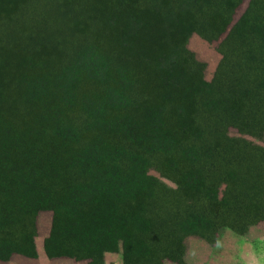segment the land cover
<instances>
[{
	"label": "trees",
	"instance_id": "obj_1",
	"mask_svg": "<svg viewBox=\"0 0 264 264\" xmlns=\"http://www.w3.org/2000/svg\"><path fill=\"white\" fill-rule=\"evenodd\" d=\"M0 0V254L185 263L264 220V0ZM220 40L212 81L188 41ZM235 129L236 133H231ZM150 171L176 184L164 197Z\"/></svg>",
	"mask_w": 264,
	"mask_h": 264
},
{
	"label": "crops",
	"instance_id": "obj_2",
	"mask_svg": "<svg viewBox=\"0 0 264 264\" xmlns=\"http://www.w3.org/2000/svg\"><path fill=\"white\" fill-rule=\"evenodd\" d=\"M36 250L37 256H27V264H91L90 258L47 251L44 241H36ZM103 264H124L122 252H106ZM162 264L179 263L167 260ZM184 264H264V220L251 225L245 234L226 227L215 244L189 237Z\"/></svg>",
	"mask_w": 264,
	"mask_h": 264
},
{
	"label": "rangeland",
	"instance_id": "obj_3",
	"mask_svg": "<svg viewBox=\"0 0 264 264\" xmlns=\"http://www.w3.org/2000/svg\"><path fill=\"white\" fill-rule=\"evenodd\" d=\"M248 2L249 0H245L241 5L238 6L234 16L235 20H237L244 12V10L248 5ZM219 43L220 40L209 41L197 33L193 34L188 41L189 48L195 53L198 60L206 64L205 79L208 81H212L216 69L222 58V54L219 51ZM231 133L235 134L236 130L231 129ZM263 140L264 137L262 140L254 139L255 142L264 146ZM146 183L149 188L159 193L160 195H163L164 197H169L177 188L175 183H173L167 178L160 176L156 171H150ZM37 223H38V236L36 237V241L40 240L43 242L45 238L48 236L51 229L52 212L41 211L38 214ZM186 245H187V240H186ZM110 251L122 252L121 242L117 244H113ZM27 256L28 254L18 251L4 252L0 254V264H27L28 261Z\"/></svg>",
	"mask_w": 264,
	"mask_h": 264
}]
</instances>
